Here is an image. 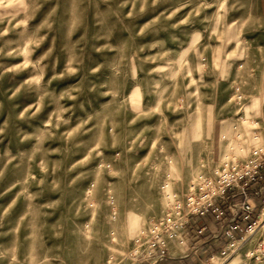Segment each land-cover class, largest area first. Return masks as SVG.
Instances as JSON below:
<instances>
[{
    "label": "rangeland",
    "instance_id": "374dc122",
    "mask_svg": "<svg viewBox=\"0 0 264 264\" xmlns=\"http://www.w3.org/2000/svg\"><path fill=\"white\" fill-rule=\"evenodd\" d=\"M260 147L264 0H0V264H132L191 180ZM261 239L205 264H264Z\"/></svg>",
    "mask_w": 264,
    "mask_h": 264
},
{
    "label": "built area",
    "instance_id": "2783aa9c",
    "mask_svg": "<svg viewBox=\"0 0 264 264\" xmlns=\"http://www.w3.org/2000/svg\"><path fill=\"white\" fill-rule=\"evenodd\" d=\"M232 98L237 102L243 100L240 87L235 88ZM237 196L241 200L235 203ZM263 208L264 147H260L254 149L246 159H224L191 180L185 193L173 199L164 214L154 218L144 235L137 238V245L143 247L146 243L148 250L141 249L136 254V260L139 256H152L149 264H158L170 254V240L183 237L195 217L224 221L222 232L217 233V237L226 239L220 249L225 254L226 249L234 246L236 241H244L246 235L256 231ZM227 210L232 212L228 220ZM203 231L204 226L198 230L199 233ZM250 254L257 259L264 258V239Z\"/></svg>",
    "mask_w": 264,
    "mask_h": 264
},
{
    "label": "crops",
    "instance_id": "0c3cea01",
    "mask_svg": "<svg viewBox=\"0 0 264 264\" xmlns=\"http://www.w3.org/2000/svg\"><path fill=\"white\" fill-rule=\"evenodd\" d=\"M240 200L241 197L237 196L234 202L238 203ZM226 215L228 220L232 212L227 210ZM240 222L243 223L241 220ZM223 225L224 221H213L209 217L193 218L183 237L170 240V254L158 264H205L217 255L226 243L225 238L217 237V233L222 232ZM203 226L204 231L199 233L198 230ZM151 260L152 256H139L132 264H149Z\"/></svg>",
    "mask_w": 264,
    "mask_h": 264
},
{
    "label": "bare ground",
    "instance_id": "6f19581e",
    "mask_svg": "<svg viewBox=\"0 0 264 264\" xmlns=\"http://www.w3.org/2000/svg\"><path fill=\"white\" fill-rule=\"evenodd\" d=\"M226 157L224 158V159H227V158H230L231 156H229L228 154L227 155H225ZM223 159V160H224ZM202 173V172H201ZM201 173H199V174H201ZM198 174V175H199ZM197 175V176H198ZM262 212H264V208H263V211ZM259 222H260V224H264V217H263V213L261 214V217H260V219H259ZM145 231H146V229H143L141 232H140V234L139 235H141V234H144L145 233ZM245 239H246V237H245ZM244 239V240H245ZM240 242H242V241H240ZM139 247L140 246H138V245H136V247H135V249H134V252H135V254H138V252H139Z\"/></svg>",
    "mask_w": 264,
    "mask_h": 264
}]
</instances>
